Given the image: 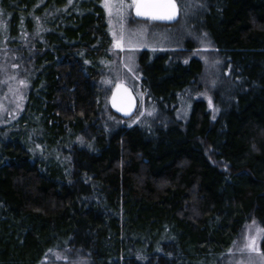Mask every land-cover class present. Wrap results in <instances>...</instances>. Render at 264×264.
I'll return each mask as SVG.
<instances>
[{"label": "trees", "instance_id": "16d2710c", "mask_svg": "<svg viewBox=\"0 0 264 264\" xmlns=\"http://www.w3.org/2000/svg\"><path fill=\"white\" fill-rule=\"evenodd\" d=\"M204 1L225 90L176 118L203 64L189 51L159 55L141 84L160 117L109 131L100 73L84 63L111 40L100 0H0V63L38 73L22 131L0 133V264L61 250L89 264H224L253 223L264 259V0ZM24 132L44 143L43 160ZM62 149L65 161L51 157Z\"/></svg>", "mask_w": 264, "mask_h": 264}, {"label": "rangeland", "instance_id": "374dc122", "mask_svg": "<svg viewBox=\"0 0 264 264\" xmlns=\"http://www.w3.org/2000/svg\"><path fill=\"white\" fill-rule=\"evenodd\" d=\"M176 1L180 8V18L177 23L164 26L153 22L152 24L133 21L132 8L123 17H117L115 11L110 16L105 7V0H100L111 40L109 43H103L107 45L104 57L97 60L84 58V63L88 67L96 68L100 73L97 88L100 95V111L103 113L101 125L107 130L132 128L143 123L151 124L153 119L160 117L157 113L158 102L152 98L156 93L151 87H142L141 84L142 69L145 71V68L151 66L159 55L189 51L191 57H199L203 64L202 75L197 79V85L189 86L178 93L173 110V116L176 118L187 121L192 104L196 100L211 103L210 99L214 97V91L225 90L227 84H224L222 79L228 74L226 63L223 58L215 54V45L203 30L206 18L205 1ZM125 2L130 3V0ZM112 3H118V0H112ZM121 36V47H117V37ZM12 59L13 62H9L8 59L7 62L0 63V133L2 135L4 131L14 132L17 135L22 131L19 119L25 110L26 93L38 75L33 68L23 66L22 61L20 62L16 57ZM118 84L127 85L137 98L138 111L129 119L120 118L108 110L110 94ZM24 120L27 122L33 118L28 115ZM25 136L27 149L34 157L43 160L41 151L47 150L44 143L39 142L33 135L29 137L25 133ZM79 142L82 143L83 140ZM63 146L66 144L64 143ZM51 154L52 158L61 162L67 159L63 149L62 152ZM257 235H259L257 239L259 251L250 252L245 246L249 238H256ZM262 237L263 232L257 224L249 225L230 250V256L225 258L224 264H264L259 246ZM40 264H89V262L82 260L78 253L61 250L49 252Z\"/></svg>", "mask_w": 264, "mask_h": 264}, {"label": "snow or ice", "instance_id": "6c2138e0", "mask_svg": "<svg viewBox=\"0 0 264 264\" xmlns=\"http://www.w3.org/2000/svg\"><path fill=\"white\" fill-rule=\"evenodd\" d=\"M105 7L108 9L110 16L115 11L117 17H123L129 9L135 8L137 16H148L153 20H172L176 17L178 11L176 4L171 0L166 4L147 3L145 0H130V3H126L125 0H118V3L105 0ZM121 40L122 36L117 37V47H121ZM258 238L259 235L256 238H249L245 248L250 252H258Z\"/></svg>", "mask_w": 264, "mask_h": 264}, {"label": "water", "instance_id": "95a60500", "mask_svg": "<svg viewBox=\"0 0 264 264\" xmlns=\"http://www.w3.org/2000/svg\"><path fill=\"white\" fill-rule=\"evenodd\" d=\"M147 3L166 4L169 0H145ZM177 6V15L172 20H153L148 16H137L135 8H132V16L138 21H149L159 24L172 25L180 18V8L176 0H171ZM109 107L111 111L123 119L131 118L137 109V100L132 90L125 84L116 85L109 98ZM119 109V110H118ZM127 112V114H125Z\"/></svg>", "mask_w": 264, "mask_h": 264}]
</instances>
